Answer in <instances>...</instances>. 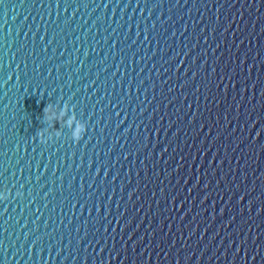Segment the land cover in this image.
<instances>
[{
	"label": "water",
	"instance_id": "obj_1",
	"mask_svg": "<svg viewBox=\"0 0 264 264\" xmlns=\"http://www.w3.org/2000/svg\"><path fill=\"white\" fill-rule=\"evenodd\" d=\"M0 192V264H264V0H0Z\"/></svg>",
	"mask_w": 264,
	"mask_h": 264
},
{
	"label": "clouds",
	"instance_id": "obj_2",
	"mask_svg": "<svg viewBox=\"0 0 264 264\" xmlns=\"http://www.w3.org/2000/svg\"><path fill=\"white\" fill-rule=\"evenodd\" d=\"M45 111H46L47 117L50 120H61V119H63L64 115L66 114V109L57 112L54 109H52L51 107H49ZM72 122H73L72 120L68 121V123H72ZM83 130H84V126L83 125H79L75 129L76 138H79V136L83 132ZM7 195H8L7 192H0V199H7ZM17 195H19V193H17Z\"/></svg>",
	"mask_w": 264,
	"mask_h": 264
}]
</instances>
